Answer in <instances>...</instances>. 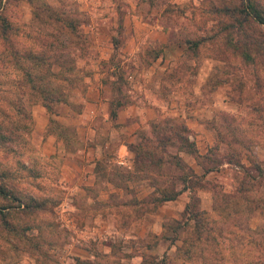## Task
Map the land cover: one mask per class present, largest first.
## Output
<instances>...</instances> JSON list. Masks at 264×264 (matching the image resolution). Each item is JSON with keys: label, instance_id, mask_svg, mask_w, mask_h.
Listing matches in <instances>:
<instances>
[{"label": "rangeland", "instance_id": "rangeland-1", "mask_svg": "<svg viewBox=\"0 0 264 264\" xmlns=\"http://www.w3.org/2000/svg\"><path fill=\"white\" fill-rule=\"evenodd\" d=\"M24 1L0 0V264H264V0H104L116 47L101 65L121 88L160 48L146 39L129 60L133 7L188 44L142 79L163 106L139 128L135 172L111 170L122 186L106 183L104 162L92 185L72 163L65 174L75 126L51 116L39 131L33 116L36 104L78 111L97 15L35 0L24 19ZM53 128L67 147L49 155L41 137Z\"/></svg>", "mask_w": 264, "mask_h": 264}, {"label": "crops", "instance_id": "crops-1", "mask_svg": "<svg viewBox=\"0 0 264 264\" xmlns=\"http://www.w3.org/2000/svg\"><path fill=\"white\" fill-rule=\"evenodd\" d=\"M34 1H24V19L31 18ZM45 1L51 5H57L60 2V0ZM78 1L81 2V9L86 11L92 9L94 11H90L98 17V21L86 23L85 28L96 42L99 56L97 59L91 58L95 65L91 72L84 75L83 86L75 91L81 103L78 111L73 109L74 103H65L66 107L61 112H53L44 104H36L33 107L35 125L39 131H45L51 118L55 117L56 121L65 126H75L76 144L69 147L73 150L69 153L71 156L67 153L63 157L65 174L68 175L71 172L76 174L73 166H77L80 170L79 178L85 177L87 185H92L97 178L98 162H104L108 169L106 183L110 186H122L115 175L110 174L111 170L116 166L130 173L135 172V144L140 139L139 128L150 126L151 122L156 121L157 111L163 106L159 93L143 84L142 79L148 81L154 77L156 70L165 69L168 63L181 58L188 44L186 40L172 39L170 30L160 24L138 20L133 7V12L127 17L128 21L130 16L134 21L126 24L129 34L126 46L123 47L130 55L129 60L137 61L135 55L141 50V42L146 39L157 43L160 48L146 63L144 70L134 68L127 75L130 87L121 88L122 76L116 71V67L114 71L108 72L101 65L111 59L116 47L114 42L109 41L111 35L109 6L104 0H95V6L89 8L88 0ZM121 62L124 61L121 60ZM41 142L49 155L59 152L61 147H67V141L55 128L45 136L42 135ZM70 169L72 171H69ZM127 181L130 183L129 178ZM149 186L154 185L151 183ZM101 236L103 238L105 235L101 234ZM77 248L85 250L82 247L77 246Z\"/></svg>", "mask_w": 264, "mask_h": 264}, {"label": "trees", "instance_id": "trees-1", "mask_svg": "<svg viewBox=\"0 0 264 264\" xmlns=\"http://www.w3.org/2000/svg\"><path fill=\"white\" fill-rule=\"evenodd\" d=\"M253 11L256 13V14H254L255 17H257L258 19H259V18H262V16H261L259 13H257V10H256V9H254ZM259 20H260V19H259ZM112 113H114V112L112 111ZM183 127L185 128V126H183ZM166 138L169 139V136H167ZM180 138H181L182 141H184L187 145L190 144V142H189V140L187 139V137L183 136V134L180 136ZM192 144L194 145L193 142H192ZM135 149H136V147H135ZM135 151H136V157H138V156L143 152V150H142V146H141V145H138V146H137V149H136ZM145 152H146V151H145ZM192 152L195 153L196 156H200V155H201V154L198 153V150H197L196 147L193 148V151H192ZM148 153H149V152H148ZM171 198H173V195L166 196V197H164L163 199H171ZM195 215H197V213H193V218L196 219V216H195ZM196 221H198V219H196ZM184 223L186 224V222H184Z\"/></svg>", "mask_w": 264, "mask_h": 264}]
</instances>
